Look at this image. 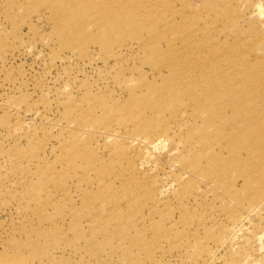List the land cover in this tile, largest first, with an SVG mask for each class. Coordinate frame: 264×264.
I'll return each instance as SVG.
<instances>
[{
  "label": "rangeland",
  "instance_id": "374dc122",
  "mask_svg": "<svg viewBox=\"0 0 264 264\" xmlns=\"http://www.w3.org/2000/svg\"><path fill=\"white\" fill-rule=\"evenodd\" d=\"M67 1L0 0V264H264L252 225L226 235L243 209L264 220V0H69L63 37ZM106 5L114 27L93 16ZM192 54L257 91L203 107L192 70L168 82L158 117L169 72L152 70ZM143 118L171 126L147 168L99 135L142 139Z\"/></svg>",
  "mask_w": 264,
  "mask_h": 264
},
{
  "label": "bare ground",
  "instance_id": "6f19581e",
  "mask_svg": "<svg viewBox=\"0 0 264 264\" xmlns=\"http://www.w3.org/2000/svg\"><path fill=\"white\" fill-rule=\"evenodd\" d=\"M67 2H68V5L71 11L70 12H60L58 15V20L56 22L57 29L59 30L58 32L63 37H65L67 34L65 31L70 30L73 27H75V25H73L72 23L62 22L64 20V17L69 16V15H72V16L74 15V8H72V4L70 3L69 0ZM110 9L112 10V8L109 7V5H106L105 8L102 7L99 10V13L95 11L94 15L93 14L92 15L102 16L103 20L108 21L109 24L112 27H114V23H113L114 20L113 21L110 20L106 14V13H109V14L112 13ZM78 13L79 12H77L76 14ZM146 13H148L150 16L154 15L153 14L154 11H152L151 9H147ZM62 15H64V17ZM182 61L184 62V64L180 65L178 58H171V59H168L164 64L156 66L152 70L153 72H155V71H160L161 69H166L167 72H169L167 79L162 81L163 83L162 87L157 89V91L154 93L156 100H154L153 102L155 103L154 104L155 107L158 108L156 111V115L158 117L167 107V105L164 104V102L167 99V95L164 89L169 84L168 82L175 78L176 79L175 81L179 83L181 82V79L185 76V74L192 70H196L199 76L201 77L200 80L195 81V88H196L195 93L201 94V97L198 96L197 104L203 107L206 104H208L207 107H210V108H211V105H214L215 107L212 109L216 110L222 107L221 105L222 99L229 100V102L238 101L240 95L239 93L235 92L236 88L238 87H246V88L251 89V91L253 92L257 91L251 85V82H248L246 80V77H243L242 75H238L237 77H235L232 75L234 70L220 69L222 67H218L217 65H215L213 58H203L200 55L192 54V55H189L188 57L185 56ZM214 70L217 72V74L220 75L219 78L216 77L214 73L208 74V72L214 71ZM187 84H188V80H187ZM133 89L135 90V88ZM168 96L169 98L173 100H178L179 98L177 94H173V93H170ZM248 103L249 105L260 104V103L255 102L252 98L248 99ZM184 104L189 105L190 104L189 99ZM226 106L227 105H223L222 108ZM210 108H207V109H210ZM241 113L242 111L237 113L234 117L240 116ZM195 114L196 112L194 113V115ZM175 122H177V120H175ZM204 122L206 124L213 125L211 126L212 129L217 128V126L214 125V119L212 118L205 117ZM227 123L230 125H234L236 124V121L233 118V120L228 121ZM146 124H147L146 118H143L142 122L139 123L138 125V126H141L138 128L140 130H143L142 133L144 132L142 139H138L136 137H131V136L124 137V135H120V134L118 135V134H114L110 132H102V131L99 132V135H104L107 139H109L112 142L117 141L118 138H122V139L124 138L123 139L124 142L127 140V142L130 144V147L137 149V151L134 152L135 157H133V160L135 158L138 159V165L140 166L139 168H147L150 166V164L157 163L160 159H162L163 158L162 155H165V156L168 155L169 150L166 147V140L168 139V137L166 133L168 129L171 128V126L168 122H165L159 127V129L152 130V129L146 128L144 126ZM156 151L160 153L155 154ZM130 159H132V157H130ZM177 161L178 163H181L183 167L186 166V164L183 161H179V160ZM165 162L171 165L169 161H165ZM137 167L134 166L131 169L140 170ZM260 200L264 201V197L257 200L255 204ZM251 210L252 208L249 211H244L243 209V212H239L237 213V216H233L231 218H229L230 215H228V218L226 220V230L228 231L226 235L228 239H231L233 241L234 239H236L237 233L242 231L247 226L252 225L251 230L247 231V233L252 234V238L254 239L253 247L255 248V252L256 253L258 252L259 255L262 254L263 257L261 259H263L262 262H264V220L261 221L260 219L251 218V215H250ZM215 259L216 258H215L214 253L210 252V254L206 257V259L201 261V263L203 262L202 264H213ZM258 260L256 259L246 260L244 257H240V259L236 262V264H256Z\"/></svg>",
  "mask_w": 264,
  "mask_h": 264
}]
</instances>
